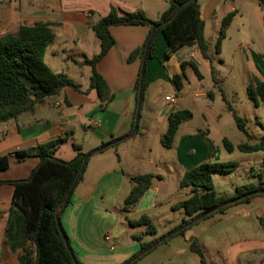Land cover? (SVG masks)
<instances>
[{
	"label": "crops",
	"instance_id": "1",
	"mask_svg": "<svg viewBox=\"0 0 264 264\" xmlns=\"http://www.w3.org/2000/svg\"><path fill=\"white\" fill-rule=\"evenodd\" d=\"M143 3L142 1L132 3L127 0H21L19 2L0 0V37L7 33H16L21 26H33L40 22L51 24L55 38L45 53L44 61L55 74L73 81L78 86V90L68 87L60 95L49 98L33 113L23 114L17 120L0 124V157L11 155L9 168L0 171V182L26 180L38 165V158L29 157L19 160L15 155L17 152H27L43 144L63 139L64 142L56 149L55 157L69 162L77 156L74 146H78L81 152L86 154L101 148L112 138L134 135L119 142L114 148H108L103 153L91 156L83 180L74 189L71 203L61 214V226L80 264H124L140 252L141 244L134 239L133 244L127 248H119L115 244L122 236H129V230L126 228L129 224L125 221L127 215L123 212V208L124 201L133 187L131 181L133 177L144 174L155 176L151 188L128 215L130 220H138L130 216H138L149 210L155 211L165 203L158 187V183L165 180L163 172L174 175L178 182L179 190L176 196L169 201L166 200V204H169L173 211L172 206L185 199V188L180 185L184 173L204 162L214 161V152H220L223 140L226 139L220 130L217 128L213 130L208 121L210 117L212 122L219 124L221 115L202 101L204 98L212 99L214 91L222 90L220 80L216 84L212 77L213 89L196 94V101L201 102L202 105L201 114L205 127L185 132V125H191L195 119V113L188 110L193 114V119L180 125L172 149L163 147L161 139L168 129L170 116L176 111L185 110L184 105L180 109L177 102L172 105L166 101V97L171 96L169 95L173 87L171 79L181 71L185 80V71L183 72L181 68L182 62L194 61L199 68L203 59L196 48H189L190 52L187 55L185 49H182L173 64L175 72L173 75L171 64L172 57L176 54L167 57L168 46L161 31L157 32L154 39L156 58L149 59L146 65L145 91L141 108V112L146 110V115L144 122H142L143 116L140 119L137 134H135L138 110L136 83L146 52L133 60H130V57L144 47L150 34L148 27L110 28L115 45L97 65V71L107 82L112 100L103 108L97 92L90 89L92 70L82 63L100 53V42L92 26L107 16L112 8L125 13L142 11L151 19ZM220 3L221 0H199L205 23L207 19L215 17ZM168 9L165 6L159 9L156 17L159 19ZM232 10L226 11L223 15L236 11ZM228 33L222 43L220 55L215 53L211 55L216 61L214 62L216 74L221 72L217 63L233 72L236 66V54L239 52L246 72L264 81V53L254 52L250 47L243 50L247 39L241 36L235 44V51L226 54L224 43L229 37ZM191 54H194L196 60L190 57ZM203 79H198L199 83H202ZM196 88L198 89L199 86ZM183 90L184 81L179 95ZM225 105L222 112L232 113L228 108L231 105ZM255 106L259 110L261 106L264 107V103ZM259 124L264 130V123ZM152 130L153 142L148 137ZM138 139L140 150L131 162L127 158L128 155L123 156L119 148L124 145H128L124 146L128 148L130 146L127 143H131L130 141L135 143ZM13 193L12 185H0V259L3 264H17V257L12 255L4 244ZM253 201L256 203L257 212L264 218V197ZM173 213L179 215V221L169 226V232L178 228L181 224L179 222L185 218L182 210ZM106 236L112 238L115 250L111 251V245L105 241ZM179 237H174L164 244L176 243L173 239ZM248 245L246 251L259 247L264 249V242L258 241ZM169 247L171 249L172 244ZM241 253H238V257Z\"/></svg>",
	"mask_w": 264,
	"mask_h": 264
},
{
	"label": "trees",
	"instance_id": "2",
	"mask_svg": "<svg viewBox=\"0 0 264 264\" xmlns=\"http://www.w3.org/2000/svg\"><path fill=\"white\" fill-rule=\"evenodd\" d=\"M11 1L19 2L21 0ZM168 2L169 9L156 21L147 18L142 11L125 13L112 8L107 16L92 26V30L100 42V53L91 59H86L82 65H87L92 70L90 89L97 92L103 103V108L112 100V96L107 82L97 71V65L115 45L114 38L110 33L111 27L143 26L150 29L144 47L140 51L134 52L130 57V60H133L138 55H144L148 46L145 67H142L136 83L137 105L140 96L141 103L144 99L146 65L149 59L156 58L154 39L159 31L166 39L168 58L186 47L196 48L201 58L211 63L213 80L216 84L219 83V80L216 79V69L213 67L214 59L210 54L205 36L206 23L202 17L199 0H168ZM259 2L264 5V0H259ZM173 14V19L164 24ZM236 16L237 12L233 11L222 19L215 46L216 55H220L222 43ZM54 38L55 33L51 24L42 22L33 26H21L16 33H7L0 37V124L17 120L23 114L33 113L38 106L44 104L49 98L60 95L68 87L78 90V86L73 81L55 74L44 61L45 53ZM188 67L193 70L199 80L203 79L196 62L181 63L183 72ZM183 79V75H176L171 79V84L178 92L183 89ZM141 81L142 86H140ZM222 95L224 96L223 92ZM247 96L256 105L264 103V81L253 75L251 83L247 86ZM228 108L233 114L239 131L251 139L247 129V119L240 117L232 107ZM140 119L141 114L139 122ZM192 119L193 114L188 110L173 113L169 119L168 129L161 139L163 147L172 149L180 125ZM138 132L139 125L135 134ZM132 136L134 135L112 138L109 143L103 144V146L108 145L107 148L101 150L102 146L86 154L82 153L78 146H74L77 156L69 162L55 157L56 149L64 142L63 139L43 144L27 152L15 153L19 160L29 157L39 159L38 165L26 180L0 182V185L10 184L14 188L12 205L8 211L4 244L9 252L17 257V264H75V262L80 264L73 250L71 249V253L67 250L66 242L62 237L64 235L69 243L60 222L61 214L71 203L72 195L69 197V193L75 184L85 157H89V162L94 154L114 148L119 142ZM223 146L229 153L236 150L245 154L264 152V135L256 143H242L237 146L228 139H224ZM10 158L11 155L0 157V171L9 168ZM213 159L214 161L204 162L184 173L180 185L183 188H189L191 193L186 199L174 204L172 210L184 211L187 219H184L178 227L182 228L181 231L171 235L162 243L174 237L184 236L186 230L201 221L215 215H224L234 205L251 203L254 199L264 197L263 183L237 187L235 195L231 198L219 196L215 190L213 175L228 168L235 169L237 165L218 164L217 151L214 152ZM87 165L75 188L83 180ZM225 173H231V171ZM154 178L155 176L152 174L133 177L131 179L133 187L124 201L123 208V212L127 215L125 218L127 224L132 227H145L146 234L150 236L156 235L157 229L147 215H143L135 221L130 220L128 215L151 188ZM255 192L260 193L253 195ZM243 196L247 197L236 203H230ZM57 215L59 216L58 222L56 221ZM202 215H205L203 219L193 223L197 217ZM178 228L171 230L168 235ZM133 239L140 242L141 249L137 255L130 259L132 260L130 264H138L143 257L161 244L159 240L144 243L140 236H133ZM156 243H158L157 246L145 252ZM190 250L199 257L201 264H207L199 242H190ZM0 264H3L1 259Z\"/></svg>",
	"mask_w": 264,
	"mask_h": 264
},
{
	"label": "rangeland",
	"instance_id": "3",
	"mask_svg": "<svg viewBox=\"0 0 264 264\" xmlns=\"http://www.w3.org/2000/svg\"><path fill=\"white\" fill-rule=\"evenodd\" d=\"M132 3L144 2L145 9L149 13L150 20H157V11L161 8L168 7V0H127ZM228 1V2H227ZM16 2V1H15ZM233 9L238 12L234 19V23L229 30L227 41H225L226 54H231L235 51V44L240 40L241 36L246 37L247 42L243 46V50L250 47L254 52L264 53V5L259 0H221L220 5L217 7V14L212 19L206 20V37L209 45L210 54L213 56L215 53V46L219 35L222 19L227 15H223L226 11ZM232 10V11H233ZM185 55L190 52L186 47ZM176 54L172 57V74L175 75L173 64L177 60ZM197 59H199L197 57ZM216 63V61H214ZM199 70L204 79L199 83L193 70L188 67L185 70L184 90L181 95L176 92L175 87H171L169 95L175 98V101L185 110H190L195 113V119L191 125H185L186 131H194L196 128H204L205 121L201 114V102L196 101V94L203 93L213 89L212 85V65L208 61L201 60ZM213 67L216 65L213 63ZM217 67L221 72L216 74V79L220 80L222 92L214 91L215 94L211 98H204L202 101L210 105L216 113L221 115L219 124L212 122L210 117L208 121L215 130H220L233 145L241 143L253 144L260 141L264 130L260 126V122L264 123V107L261 106L259 110L255 104L247 96V86L251 83V75L247 73L241 59L239 52L236 54V66L233 72L227 68L221 67L217 63ZM182 72H178L181 75ZM196 86H199L197 89ZM227 101H225V99ZM214 99V101H213ZM184 103V104H183ZM231 105L240 117L248 121V133L252 139H248L237 128L236 122L232 113H223L222 109L226 105ZM175 105V104H172ZM146 115V110L141 112L143 121ZM151 135L148 136L151 142L154 140V132L150 131ZM130 147H120L119 150L123 156H127L132 162L136 158V154L140 150V140L130 141ZM220 152L217 153L218 164H236L235 169L228 168L225 171H219L213 175L214 186L217 194L221 197L231 198L235 195L237 187L260 184L264 182V152L245 154L239 151L229 153L225 150L223 144L220 147ZM128 150V154H127ZM139 159V158H138ZM137 160V159H136ZM231 171V173H225ZM165 173V180L158 183L161 190L163 200L162 206L157 210L143 212L138 216H130L133 219H139L143 215H147L157 229L154 236L146 234V228L143 226L133 227L127 225L129 236H122L115 242L117 247H128L133 244V235L142 237L145 243L153 240H163L168 236L170 225L177 223L178 216L171 211V206L166 204L176 196L179 186L177 179L174 175ZM154 184H157L154 182ZM264 186V183H263ZM190 195V189L185 188V199ZM126 197V196H125ZM255 202L241 203L230 207L224 215H215L210 219L199 222L197 225L186 230L184 236L178 239H173L176 243H162L158 245L151 253L143 257L138 264H201L199 257L191 252L190 242H199L203 249L207 264H264V249L256 248L255 250L246 251L249 248V243H256L258 241L264 242V220L263 216L257 212ZM177 216V217H176ZM187 219V216H184ZM181 223V221L179 222ZM182 229L178 228L177 230ZM172 244L171 249H169ZM168 252V254H166ZM241 255L238 257V253Z\"/></svg>",
	"mask_w": 264,
	"mask_h": 264
},
{
	"label": "water",
	"instance_id": "4",
	"mask_svg": "<svg viewBox=\"0 0 264 264\" xmlns=\"http://www.w3.org/2000/svg\"><path fill=\"white\" fill-rule=\"evenodd\" d=\"M173 16H174V14H173L169 19H167V20L164 22V24L169 23V22L173 19ZM155 31H156V28L154 29V32H155ZM147 50H148V46H147V49H146V54H147ZM146 54H145V57H144V59H143V67H145ZM140 86H142V81L140 82ZM141 104H142V103H141V96H140V97H139V101H138V110H137V115H136V126H135V131H136V129L138 128ZM107 147H108V145H107V146H103V147L101 148V150H103V149H105V148H107ZM88 159H89L88 156L85 157L84 162H83V165H82V167H81V169H80V172H79V174H78V176H77V178H76L75 184H74L72 190H71L70 193H69V197L72 195V193H73V191H74V188H75V186H76V184H77V182H78V179H79L80 175L82 174V172H83L85 166L87 165ZM258 193H260V192H255V193H253V195H256V194H258ZM262 193H264V191H262ZM246 197H247V196L239 197V198H237V199L232 200L230 203H236V202H238V201H241V200L245 199ZM219 208H220V207H219ZM219 208H217V209H219ZM217 209H216V210H217ZM214 211H215V210H214ZM212 212H213V211H212ZM204 217H205V215H202V216H200V217H197V218L193 221V223L200 221V220L203 219ZM56 221H57V222L59 221V216H58V215L56 216ZM179 231H181V229L176 230V231L173 232L172 234L168 235L165 239L169 238L171 235H173V234H175V233H177V232H179ZM62 237H63V239H64L65 242H66L67 250L71 253V247H70L69 243H67V240H66V238H65L64 235H62ZM165 239L161 240L160 242L164 241ZM157 245H158V243L154 244L153 246H151L150 248H148L145 252H148L150 249L154 248V247L157 246ZM131 262H132V260H130V261L127 262L126 264H130ZM75 264H77V263L75 262Z\"/></svg>",
	"mask_w": 264,
	"mask_h": 264
},
{
	"label": "built area",
	"instance_id": "5",
	"mask_svg": "<svg viewBox=\"0 0 264 264\" xmlns=\"http://www.w3.org/2000/svg\"><path fill=\"white\" fill-rule=\"evenodd\" d=\"M190 57L193 60H196L194 54H191ZM166 101L170 104H176L175 98H173V97H166ZM105 241L111 245V247H110L111 251L115 250V246L112 244V238L110 236H106Z\"/></svg>",
	"mask_w": 264,
	"mask_h": 264
}]
</instances>
